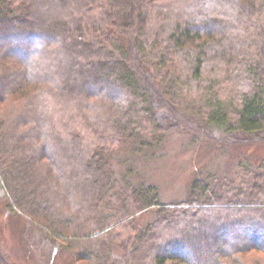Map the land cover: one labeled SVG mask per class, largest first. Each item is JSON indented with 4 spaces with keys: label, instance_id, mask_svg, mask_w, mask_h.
Instances as JSON below:
<instances>
[{
    "label": "trees",
    "instance_id": "16d2710c",
    "mask_svg": "<svg viewBox=\"0 0 264 264\" xmlns=\"http://www.w3.org/2000/svg\"><path fill=\"white\" fill-rule=\"evenodd\" d=\"M101 1L105 13L86 29L53 7L33 9V0H0V104L19 101L24 109L0 114L7 209L76 264H246V254L264 252V160L239 162L232 175L196 176L187 199L168 203L158 185L131 176L133 165L117 175L113 145L135 139L131 149L146 151L188 121L192 133L221 145L264 142V0L217 8L203 0L183 11L201 21L172 16L160 0ZM228 5L238 18L218 13ZM61 40L75 56L64 79L77 96L111 102L112 111L109 131L96 127L82 153L77 190L71 160L82 150L71 147L80 137L50 134L43 86L56 83L34 77L27 60ZM145 213L154 217L141 223ZM41 257L37 264H49ZM0 264H11L3 251Z\"/></svg>",
    "mask_w": 264,
    "mask_h": 264
},
{
    "label": "rangeland",
    "instance_id": "374dc122",
    "mask_svg": "<svg viewBox=\"0 0 264 264\" xmlns=\"http://www.w3.org/2000/svg\"><path fill=\"white\" fill-rule=\"evenodd\" d=\"M69 1L71 5H65L63 0H47V2L46 0H33L34 7H32L33 9L42 8L44 11L53 7L54 10L51 9L52 12L56 11L54 13L62 18L64 17L63 19L73 22L78 18L81 21L76 24H80L82 28L90 27V29L101 14L105 13V9L103 10L101 6V0ZM160 1L172 7V16L187 19L196 16L194 10H187L183 13L186 8H190L187 6L203 0ZM206 1L209 7L214 8H217L222 1L224 2V0ZM220 12L231 16L233 20L239 16L237 10L229 5L226 8L219 9L218 13L220 14ZM200 17L196 16V21H201ZM154 22L158 24L157 15ZM74 24L73 22L72 26ZM91 35L92 33L89 32L88 37H93ZM45 43L41 48H38V56L33 55L34 57H29L27 60L31 68V74L34 77L48 78V81L56 83L55 85L48 84V86H43L45 95H47L43 100L46 118L49 127L52 128L50 134L55 137L61 135L66 140L80 137L78 142L72 140L71 142L75 143L72 147L69 146L72 148L71 152L74 150L75 153L78 152L79 154V151L82 150L75 160H71L72 169L76 176L75 178L73 177L70 186L73 190H77L79 186H77L75 181L84 172V165L81 161L82 153L86 152V148L90 147L91 141L93 142V139L97 137L96 127L106 129L104 125H107L106 121L112 114L109 109V107L111 108V102L105 104L96 98L85 100L77 96L78 94H75L76 92H74L69 79H64L66 76L65 70H69L68 60L75 58L74 52L70 47L64 48L63 40L58 45L48 42L45 45ZM210 69L212 68L210 67ZM207 74H209L208 69L206 70ZM51 85L57 87L60 91L63 90L62 94H57L58 90L54 91L55 88ZM36 92H32V95H35ZM49 92H52L53 95ZM39 96L40 94L38 93ZM85 102H87L90 109L95 107L92 112L96 113V116L101 119L105 117L106 119L102 121L97 120V118L93 119V117L92 119L89 118L86 109L87 105L86 108L84 105ZM20 105L21 102L19 101H6L0 104V114H18L21 110H24L20 108ZM174 112L172 122H177L181 125L180 121L183 120H180V116H177L176 119ZM165 113H168V111L165 110ZM43 122L45 123L43 120L40 124ZM182 126H184V129L179 130L178 127V129L175 128L167 132L161 143L142 152H134L131 149L132 144L136 142L135 139L131 142L121 143L118 140L117 142L119 143L113 145L114 168L117 175L125 174L124 172L127 171L128 167L127 164H131L134 166L131 176L135 180H143L158 185L163 199L168 203L181 202L187 199L190 184L196 176H206L208 173L219 177L228 174L232 175L239 162L245 161L250 164H258L264 160V142L245 143L237 146L221 145L218 141L210 140L207 137L201 138L197 136L198 133L197 135L192 133L189 121ZM38 127L40 126L37 125ZM106 130L109 131V129ZM195 136L199 137V139L194 140ZM74 152L73 154L75 155ZM129 159H131L130 163L127 162ZM34 179H36L35 176H33ZM30 180H32L31 176ZM6 203L4 190L0 186V251L5 252L9 256L11 264H37L43 255L49 264H76L71 256L56 250L47 240L43 239L35 224L24 216L11 213L7 209ZM153 217L154 214L145 213L140 217L139 221L141 223L147 222ZM245 258L246 264H258L257 261L264 263V252L253 251L246 254Z\"/></svg>",
    "mask_w": 264,
    "mask_h": 264
}]
</instances>
